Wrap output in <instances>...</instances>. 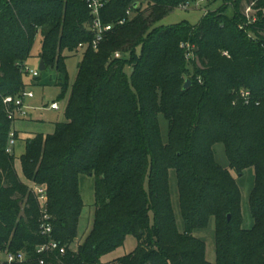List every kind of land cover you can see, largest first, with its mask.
Wrapping results in <instances>:
<instances>
[{
    "label": "trees",
    "instance_id": "1",
    "mask_svg": "<svg viewBox=\"0 0 264 264\" xmlns=\"http://www.w3.org/2000/svg\"><path fill=\"white\" fill-rule=\"evenodd\" d=\"M99 1L101 21L112 30L94 50L86 0H0V252H25L22 264L39 258L43 264H264V19L258 12L247 24L241 14L243 1L258 9L264 0H231L229 10L223 5L206 12L195 26L166 28L159 23L167 14L198 0ZM38 35V58L56 72L63 97L65 53L83 52L65 121L25 142L19 157L24 182L5 152L13 126L3 99L26 88L24 68ZM187 78L191 85L182 91ZM215 144L223 146L228 169L239 176L254 169L248 230L238 185L215 161ZM170 170L182 232L170 202ZM81 175L94 177L95 209L90 230L78 239ZM33 185L46 190L48 237L40 233ZM211 220L214 263L194 236ZM128 236L136 239L134 250L103 263ZM49 240L65 253L36 254Z\"/></svg>",
    "mask_w": 264,
    "mask_h": 264
},
{
    "label": "rangeland",
    "instance_id": "2",
    "mask_svg": "<svg viewBox=\"0 0 264 264\" xmlns=\"http://www.w3.org/2000/svg\"><path fill=\"white\" fill-rule=\"evenodd\" d=\"M199 1V0H198ZM197 3H190L189 7L181 9H175L166 15L159 25L166 28V26L178 25L181 22H185L190 26L197 25L202 18L205 16L206 12H212L224 5V7L230 9L231 0L224 2V0H203ZM246 2L243 1L241 14L245 16L248 15L245 11ZM145 6V4H144ZM220 11V10H219ZM218 11V12H219ZM41 36L38 35L36 41L31 49V56L26 62L25 66L28 69L27 74L23 77V82L26 86V91H31L33 94L32 99L29 100L28 105L35 107L34 111H30L31 118L28 121H15L13 128L17 130L20 134V138L15 144L14 151L12 153L15 162V170L20 179L25 182L20 169V159L19 155L23 151L24 147V137L29 136L31 133H41V134H52L55 130L54 123L64 122V108L68 98V94L72 84L74 83V77L77 73L78 63L82 57V50L74 51V53H65L67 59L65 60L66 71L68 75V89L66 94L61 96V87L57 86V74L53 69L47 68L43 71L39 70V53ZM188 50V58L191 59V54L189 53V48L187 46H181ZM138 51V49H137ZM226 55V54H224ZM188 59V70L189 75L192 74L191 63ZM38 73L37 82L33 81L32 73ZM186 80L190 81V78ZM185 80V81H186ZM185 83V82H184ZM51 102L57 103L59 111L52 112L46 110L47 105ZM158 121L160 125L161 136L164 141H166L167 136V124L162 115L158 116ZM213 154L215 161L222 168L228 169V162L224 154L223 146L221 144H215L213 147ZM231 176L236 181L238 189L240 192V210L242 215V228L248 230L253 225V218L250 214L249 209V194L254 186V169L248 168L244 173L239 176L234 170H230ZM169 186H170V202L172 203L173 216L176 221V228L178 232H182L184 228L183 220L180 215L179 201H178V187L176 186V176L175 171L170 170L169 173ZM78 189L80 190V195L84 207L82 209L81 215L79 217L78 225V239L79 237L83 239L85 234L90 230L93 223V213H94V177L81 175L78 181ZM214 221L211 220L208 227L202 230L194 231V236L204 242L206 247L205 258L208 262L214 263L215 260V247H214ZM136 246V239L133 236H128L122 247L118 248L110 255L102 258L103 263L110 262L116 258L125 256L134 250Z\"/></svg>",
    "mask_w": 264,
    "mask_h": 264
},
{
    "label": "built area",
    "instance_id": "3",
    "mask_svg": "<svg viewBox=\"0 0 264 264\" xmlns=\"http://www.w3.org/2000/svg\"><path fill=\"white\" fill-rule=\"evenodd\" d=\"M203 0H200V2ZM87 8L90 10V14L92 16V22L90 24V31L94 35V38L91 42V47L94 50H97V46L100 42L104 40L105 35L107 32L112 30V25L110 24H103L100 18V10L103 8L104 3L100 2L99 0H86ZM197 3V2H196ZM255 2H252L246 5L245 11L248 14L246 17L247 24H254L257 20V13L261 14V17L264 19V7L255 9L254 8ZM183 8L189 7V4H185L181 6ZM129 14V11L127 12ZM124 21H119V24H123ZM79 48H84L83 45H79ZM120 53H115L113 58L119 59ZM24 72L27 73V67L24 68ZM32 77H38V73L33 72ZM248 92L242 93V96L246 98L248 96ZM33 94L31 91H26L25 89L22 90L17 96H7L3 99V107L4 112L6 113L7 119L11 122L13 126L15 121L26 120L29 118V108L26 105V102L29 99H32ZM49 108L52 110H58L59 107L57 103H51ZM16 142V132L15 129H11L8 135L7 140V147L5 152L8 155H11L14 150ZM31 190L36 195L38 203L41 205V217H40V233L43 236L48 237L51 233V223L49 220L48 214H46L45 210V203L47 201L46 190L40 186H31ZM36 254L40 256L48 255L54 252H59L60 255L65 253V247H60L59 244L53 240H49L48 243L40 245L35 249ZM27 261V257L25 252L18 251L17 253L9 252V251H2L0 252V264H22ZM44 260L42 258L38 259V264H43Z\"/></svg>",
    "mask_w": 264,
    "mask_h": 264
},
{
    "label": "crops",
    "instance_id": "4",
    "mask_svg": "<svg viewBox=\"0 0 264 264\" xmlns=\"http://www.w3.org/2000/svg\"><path fill=\"white\" fill-rule=\"evenodd\" d=\"M30 100V99H29ZM28 103H29V101H27L26 102V105L28 106V107H30L29 108V118L28 119H26V120H21V121H28L30 118H31V113H30V111H34L36 108L35 107H32V106H30V105H28ZM51 103H54V102H51ZM50 105V104H49ZM49 105H47V107H46V110H48V111H52V112H57V111H59V109L58 110H52V109H50L49 108ZM56 123H54V125H55ZM15 129V128H14ZM16 132H17V139H16V143H17V141L19 140V138H20V133L16 130ZM35 134H41V133H31L29 136H25L24 137V147H23V151H22V153L19 155V157L24 153V151H25V147H26V144H25V142L28 140V139H30L33 135H35ZM42 135H44V134H42ZM45 135H48V134H45ZM44 135V136H45ZM15 143V144H16ZM15 147V146H14ZM14 151V150H13Z\"/></svg>",
    "mask_w": 264,
    "mask_h": 264
},
{
    "label": "water",
    "instance_id": "5",
    "mask_svg": "<svg viewBox=\"0 0 264 264\" xmlns=\"http://www.w3.org/2000/svg\"><path fill=\"white\" fill-rule=\"evenodd\" d=\"M38 66H39V70L40 71H43L45 69V66H44V64L41 61L39 62ZM190 85H191V82L189 80H186L184 85H183L182 91L186 90L188 87H190ZM229 220H230V216H228V221Z\"/></svg>",
    "mask_w": 264,
    "mask_h": 264
}]
</instances>
